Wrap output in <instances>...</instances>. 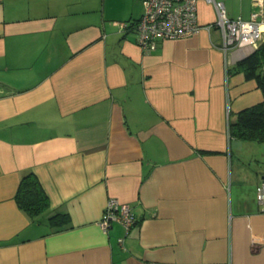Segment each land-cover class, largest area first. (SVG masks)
<instances>
[{
    "label": "crops",
    "instance_id": "1",
    "mask_svg": "<svg viewBox=\"0 0 264 264\" xmlns=\"http://www.w3.org/2000/svg\"><path fill=\"white\" fill-rule=\"evenodd\" d=\"M219 1L232 18L258 9ZM93 2L0 0V264H264V141L227 131L264 99L229 73L249 51L225 53L214 27L145 51L118 25L142 11L109 20ZM197 8L215 22L213 4ZM257 20L264 31V2ZM30 171L49 199L34 220L15 200ZM112 197L135 217L127 231L99 225Z\"/></svg>",
    "mask_w": 264,
    "mask_h": 264
},
{
    "label": "built area",
    "instance_id": "2",
    "mask_svg": "<svg viewBox=\"0 0 264 264\" xmlns=\"http://www.w3.org/2000/svg\"><path fill=\"white\" fill-rule=\"evenodd\" d=\"M198 1L200 0H141L143 10L140 17L132 22H118V25L121 31H133L137 44L145 51L155 48L160 40L191 36L202 28L207 31L213 27L219 30V47L225 53L233 49L250 53L264 39V31L257 20L264 1L251 0L258 9L252 11L249 19H243L240 16L229 17L222 1L203 0L213 4L216 11L215 22L204 25L198 21ZM256 200L264 211V181L256 187ZM113 221L121 223L127 231L136 220L127 203L112 197L107 200L99 225L107 230ZM119 242H122L121 238Z\"/></svg>",
    "mask_w": 264,
    "mask_h": 264
},
{
    "label": "trees",
    "instance_id": "3",
    "mask_svg": "<svg viewBox=\"0 0 264 264\" xmlns=\"http://www.w3.org/2000/svg\"><path fill=\"white\" fill-rule=\"evenodd\" d=\"M241 71L246 79L255 80L264 96V41L256 49L240 59L230 72ZM227 131L230 136L243 140L264 141V99L234 114L228 120ZM15 200L30 219L34 220L49 208V199L38 177L32 171L19 180ZM47 222L54 230L68 224V215L55 211L47 216Z\"/></svg>",
    "mask_w": 264,
    "mask_h": 264
},
{
    "label": "rangeland",
    "instance_id": "4",
    "mask_svg": "<svg viewBox=\"0 0 264 264\" xmlns=\"http://www.w3.org/2000/svg\"><path fill=\"white\" fill-rule=\"evenodd\" d=\"M107 6L104 9V11H102V13L104 14V16H106L105 18L112 20V19H121L120 16H118L119 14H122L118 11L119 10V5H124V6H128L129 10L132 11V15L134 16H139V14L141 13V11L143 10L142 4L140 2H137L136 0H106ZM93 5L95 6H99V14L101 12V7H102V0H94ZM118 7V8H117ZM130 13V12H129Z\"/></svg>",
    "mask_w": 264,
    "mask_h": 264
}]
</instances>
